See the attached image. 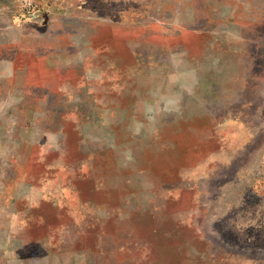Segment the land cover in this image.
Instances as JSON below:
<instances>
[{"label":"rangeland","instance_id":"obj_1","mask_svg":"<svg viewBox=\"0 0 264 264\" xmlns=\"http://www.w3.org/2000/svg\"><path fill=\"white\" fill-rule=\"evenodd\" d=\"M7 5L0 264H264V0ZM194 71L196 106L163 114Z\"/></svg>","mask_w":264,"mask_h":264},{"label":"crops","instance_id":"obj_2","mask_svg":"<svg viewBox=\"0 0 264 264\" xmlns=\"http://www.w3.org/2000/svg\"><path fill=\"white\" fill-rule=\"evenodd\" d=\"M5 7L6 8L4 9V12L0 14V18H2L3 20L6 21L7 26L5 28L8 29V30H10V31L16 30V28L18 29V27L16 25L17 24V21L16 20H13L12 16L10 15V10L8 8V5L5 6ZM187 16L189 17L188 14H187ZM158 24H160V25H157L155 27H157L158 29L162 30L163 32L172 31V30L168 29L167 27H165L164 26V23H158ZM54 27H55V24H53L52 26H50V28L47 30V32L52 33L54 31ZM204 27L202 25H196V24L190 27V25H188V24H187V26L183 24L182 27H180V28H178L176 30V31L180 32V36H177L178 39H179V41H180V43H181V41L185 40V38H186V35L184 33H192L193 34L192 37H194L195 39H198L199 42H203L202 48H206L207 50H209L208 48H210V49L212 48L213 49L214 46H215L214 45V42H213L214 31H215L214 26L213 25H210L209 26L207 24ZM204 32H205L206 35H204ZM208 32H211V33H208ZM210 38H212V39H210ZM183 42H185V41H183ZM185 43H186V45H181V46L182 47H190L189 46L190 45V41L189 40H186ZM53 56L54 55H52V57ZM154 58H155V61H154L155 63L154 62L153 63L154 64H158V65H165V64H168L169 61H170L166 54H164V55L163 54H160L158 56H154ZM209 58H211V57L209 56L207 60H205V58H201V57L200 58H194L193 61L194 62L197 61V63H206V62L209 61ZM213 60H214V58H213ZM149 62H151V61H149ZM181 75L183 76V75H187V74L186 73H184V74L182 73ZM198 75L199 74L196 71L189 72L188 76L193 79L194 83L191 86L192 89L189 92V96H187V94L182 93V95L184 97L188 98L187 101L190 100L191 102L190 101L189 102H185L184 99H181L180 100V97L179 96H178V98L176 96L173 99H168V96L165 95L164 98H163V100H162V111H163V114L167 112V115H168V112H169V113H171L170 116H173L172 112H174L176 114V113L180 112L181 110H184V108L187 110V106H185V107L184 106H181V103H183L184 105H188V107L189 106L190 107L194 106V104H195L194 102H196L198 96H200L199 93H198L199 92L198 89L201 87V84L198 81L199 80V76ZM181 78H187V77L183 76ZM175 83H176V81H175ZM123 91H120L119 93L117 92L115 95L118 96V95L122 94ZM195 106H196V104H195ZM206 106L207 105L202 101L199 104L197 111L198 112H204L205 115H208L209 114V118H210V116H212V120L214 122L216 119L212 115V111L210 109V105H209V109L206 108ZM167 115H165V116L167 117ZM168 120L171 123H173V124L174 123L177 124V122L181 121V119L176 120L175 118L171 117L169 119L167 118V120L164 123L168 124L167 123ZM229 120L231 122H233V124H234L235 118L231 117V118H229Z\"/></svg>","mask_w":264,"mask_h":264},{"label":"built area","instance_id":"obj_3","mask_svg":"<svg viewBox=\"0 0 264 264\" xmlns=\"http://www.w3.org/2000/svg\"><path fill=\"white\" fill-rule=\"evenodd\" d=\"M20 11L26 16H36L40 10L41 0H18Z\"/></svg>","mask_w":264,"mask_h":264},{"label":"trees","instance_id":"obj_4","mask_svg":"<svg viewBox=\"0 0 264 264\" xmlns=\"http://www.w3.org/2000/svg\"><path fill=\"white\" fill-rule=\"evenodd\" d=\"M153 154H155V152L153 151Z\"/></svg>","mask_w":264,"mask_h":264}]
</instances>
